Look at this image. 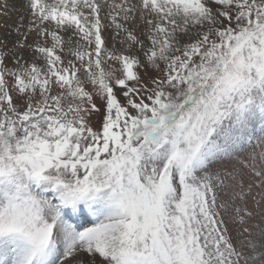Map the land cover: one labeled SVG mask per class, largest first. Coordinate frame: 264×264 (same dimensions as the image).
<instances>
[{
	"label": "snow or ice",
	"instance_id": "obj_1",
	"mask_svg": "<svg viewBox=\"0 0 264 264\" xmlns=\"http://www.w3.org/2000/svg\"><path fill=\"white\" fill-rule=\"evenodd\" d=\"M22 6L0 264H264V0Z\"/></svg>",
	"mask_w": 264,
	"mask_h": 264
},
{
	"label": "bare ground",
	"instance_id": "obj_2",
	"mask_svg": "<svg viewBox=\"0 0 264 264\" xmlns=\"http://www.w3.org/2000/svg\"><path fill=\"white\" fill-rule=\"evenodd\" d=\"M10 3L13 4L14 7L10 9L9 15L7 17H5L4 15H1L0 23H1L2 30H4L3 31L4 33L0 36L1 38L2 36L4 37V35H7L8 29H6L5 25H8L9 27H11L12 24L15 25L19 21L20 17L27 16V13L24 7L22 6L24 3V0H10ZM25 23H27L26 20H25ZM11 37L15 38V34L13 33ZM11 37H9V39Z\"/></svg>",
	"mask_w": 264,
	"mask_h": 264
},
{
	"label": "rangeland",
	"instance_id": "obj_3",
	"mask_svg": "<svg viewBox=\"0 0 264 264\" xmlns=\"http://www.w3.org/2000/svg\"><path fill=\"white\" fill-rule=\"evenodd\" d=\"M1 15H3V14H0V19H1ZM12 26H14V24H12ZM9 30V29H8ZM4 30H2V27H1V23H0V36L4 33L3 32ZM6 35H4V37H5ZM3 36H2V38L0 37V48H2L3 47V41H4V38ZM13 40H14V37L12 38H10L9 39V37H8V39H7V43H8V47L9 48H11V45H12V42H13ZM111 43V42H110ZM117 47H119V44H117ZM27 55V54H26ZM8 63H9V66L11 67L12 66V64H11V61H10V58H9V60L7 61ZM97 103L99 104V101L97 100ZM249 207L251 208L252 207V204H251V201L249 202ZM254 211H257L256 209H254Z\"/></svg>",
	"mask_w": 264,
	"mask_h": 264
}]
</instances>
